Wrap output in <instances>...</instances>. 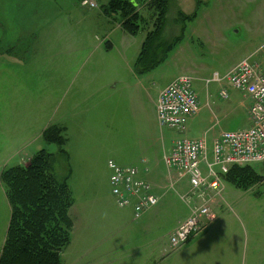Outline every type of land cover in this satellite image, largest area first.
Returning <instances> with one entry per match:
<instances>
[{
  "label": "rangeland",
  "instance_id": "rangeland-1",
  "mask_svg": "<svg viewBox=\"0 0 264 264\" xmlns=\"http://www.w3.org/2000/svg\"><path fill=\"white\" fill-rule=\"evenodd\" d=\"M84 1L89 4L83 5ZM72 2L76 4L75 9H67V4ZM107 3L108 0H0V47L15 41L17 48L28 45L33 51L28 57V65L15 69L19 80L13 85L8 81L9 66L0 65V174L4 169L22 165L21 160L31 157L41 149L53 154L52 173L57 178L62 179L70 167L72 175L69 186L74 206L69 215L74 223V231L64 264L80 255L79 251L86 253L83 258L86 263L81 264H89L93 260L103 264H152L154 261L149 252L156 249V246L153 248L151 245L150 249L147 244L153 243L161 251H166L165 254L169 257L165 264H168L172 256V252H167L171 249L169 236L175 230L176 224L189 214L187 203L191 199L183 195L185 191H181L178 186L174 189L168 187L155 207L146 211L139 219H134L132 208H119L111 194L110 170L106 166L109 156L104 150L106 147L103 127L91 129L88 144H81L77 134L70 138V148H87V152L82 154L71 153L70 164L58 153L59 146L47 144L41 137H37V127L47 123L49 117L55 118L59 94L57 80L52 78L57 73L58 62L67 60L70 50L81 52L80 55L83 56L85 52L98 46L103 50L105 42L108 41L99 19V10ZM176 11V4L170 3L162 35L164 42L179 35V27L174 21ZM199 12V19L194 25L187 27L179 44L168 52L166 59L154 70L152 76L161 84L177 75L190 76L199 105L206 103L207 94L211 96L208 102L216 117L212 119L215 131L245 129L249 125L245 110L249 99L244 98L240 91L226 82L221 85L210 82L206 89L205 81L210 80L214 74L219 78L223 77L240 60L259 48L264 40V0H208ZM141 14L145 21L134 37H127L125 43L121 42L117 34L109 38L115 48L128 51V59L137 57L141 43L151 27L150 22H153L149 17L151 12L147 9L142 10ZM214 32L220 37L216 35V43L212 44L210 40L214 38ZM29 35H36L35 39L27 40ZM78 36L80 39L76 40ZM69 38H74L75 41H67ZM70 44L74 48H69ZM37 60L43 61L42 67L37 68ZM45 77L49 90L48 107L41 111L36 103L47 100L41 96L45 91V88H41V81L44 85ZM23 79L27 90L18 87ZM222 89L228 93L225 101L218 97ZM31 96L34 97L33 105L9 104L10 97L15 100L21 98L27 102ZM215 108H224L227 116H218ZM36 118L37 121L34 120ZM210 119L211 115L204 109L191 134L209 127L207 125ZM26 125H29L27 135L31 136L32 142L27 148H19L23 150L16 152L17 142L20 141V134ZM163 129L168 145L185 137L178 130L165 127ZM186 137L191 138L188 135ZM129 149L132 151L131 157L140 150ZM135 160L133 157L118 165L134 166L140 170V164ZM208 161L211 162L210 156ZM255 166L262 180L244 191L235 189L223 179L220 180V187H223L221 197L224 201H220L219 206L212 207L213 220H204L206 225L219 223L212 231L218 240L220 231L223 230L224 234L233 235V240L240 244L239 259L234 257L235 264H264V162ZM201 168L205 171L204 165ZM214 170L219 172L218 167ZM155 171L154 176L158 179L168 174L162 163ZM1 186L0 184V250L9 219V207ZM216 198L219 199L218 196ZM140 246L143 247L141 250Z\"/></svg>",
  "mask_w": 264,
  "mask_h": 264
},
{
  "label": "crops",
  "instance_id": "crops-1",
  "mask_svg": "<svg viewBox=\"0 0 264 264\" xmlns=\"http://www.w3.org/2000/svg\"><path fill=\"white\" fill-rule=\"evenodd\" d=\"M207 2L208 0H173V3L176 4L177 8L176 13L180 11L185 15L195 14V17L193 19L185 23L184 33L186 32L188 26L194 25L193 23H195V21L199 19V11H201L202 7L205 6ZM67 6V9H75L76 4L72 2L67 4ZM98 9L100 8L98 7ZM145 9L147 8H141L140 12ZM99 11L101 15V18H99L100 26L104 27L105 38H107L108 41L105 42L103 50H101L100 46H98L91 51L85 52L83 56L80 55L81 52L70 50L68 51L69 54L67 55L68 59L58 62L57 73L55 77L52 78L53 80H57V89L59 94L56 103L57 110L54 115L55 118L49 117L47 123H44V125H40L39 127H37V137L42 138L43 131L50 125L55 124L63 127L64 136L66 138L65 145L67 146V148H64L66 152V160L70 164L72 160L71 153L78 152L82 154L87 152V148H70V138L77 134L80 137L81 144H88L91 129H95L98 126H101V128L103 127L105 130L103 132V136L106 147L104 148V150L105 153H107L109 156L107 162L109 160H113L116 163L119 162L117 164H121V161H128L129 159H133L134 157L136 158L135 162H138L140 164V177L150 183L152 192L156 196H158L159 201L164 197V191H166L168 187L174 189L176 186L182 189L181 191H185V194H183L185 197L187 196L189 200L191 199V202L187 201V204L189 205V214L176 224V226L174 227L175 229L180 223H182L186 218L189 217L193 207L206 203L212 211V207L214 205L219 206L221 204L220 201H224V199L221 197L223 187H220V193H216L215 191L209 189L201 195V193L198 191L193 192L187 177H179L177 173L173 171H167L168 174L166 177L158 179L154 176V173L156 172L155 170L158 168V165L160 163L164 164V157L169 154L173 144L179 139H203L206 143L207 148V160L209 156L212 159L213 143L215 139L225 131H215V126L212 119H215L216 117L208 102L211 96L210 94H207L206 103H202V105H200L198 113L187 120L183 129H174L178 130L180 134L185 135V137H181L168 145L167 138L163 134L164 129L159 125L157 120L155 105L161 90L165 88L169 83H171L175 78L185 74L177 75L164 84H161L152 76L154 70L157 67L147 74H136L134 71V62L137 57L128 59V51L124 48H115V45L109 40V38H111L114 34H117L121 42L125 43L127 42V37H134L135 35H130L122 29L121 20L118 16L106 15L102 9H100ZM149 17L153 20V12H151V15ZM150 24L151 27L148 31L151 30L153 22L151 21ZM175 25L179 27L180 31V26L176 22ZM215 32L214 38L210 40L212 44L216 43V35L220 37V35ZM29 36L30 38H28L27 40H33L35 39L34 37L36 35ZM77 39L79 40L80 37L78 36L76 40ZM67 41L75 40L74 38H69ZM263 43L264 40L261 45ZM178 44L179 43H177L176 45ZM261 45L259 46V48L261 47ZM69 48L74 47H71L70 44ZM259 48L246 58H251V61L259 64L261 62V55L257 53ZM32 53L33 51L29 48L28 45L25 48H17L15 41H12L5 47H0V65L2 64L4 65V67L9 66L8 81L11 85L15 84L19 80L18 76L15 74V69L25 68V66H27L29 63L28 57H30ZM65 62L67 64H65ZM32 63L33 62L31 61V65ZM35 64L37 68L42 67L43 61L37 60ZM227 73L221 78H225ZM41 79L42 78H40V80ZM223 82H226L230 85V83L226 79H222L220 82L216 83L221 85ZM205 83V88L207 89V85L210 82L207 83V81H205ZM18 87H23L27 90L25 86V79H23V81L18 84ZM41 88H45V91L41 93V96L42 98H47V100H41L40 103L37 102L36 106H40L41 111H43L44 108L47 109L48 107L49 97L46 77L44 85H42L41 81ZM220 92L218 97L221 100H227L228 93L226 98H221ZM240 93L244 96V98L249 99V102L245 107L248 116V107L252 103V98L248 94L242 92ZM33 102L34 97L32 96L27 102H24L21 98H17L15 100L13 97H10L9 99L10 105L19 103L21 106H29L33 105ZM204 109H206L211 115V119L209 120L207 125L209 127L204 129L203 131H201L200 129L197 133L192 135L191 131ZM221 110H223L224 112H221ZM215 112L218 116H227V110H225L224 108H215ZM30 119L33 120V118L31 117ZM34 120L37 121V118ZM29 125H26L22 133L20 134V141L17 142L18 145L15 148L16 152H20L21 150H23L19 148H27L32 142L31 136L27 135ZM250 126L251 121L249 120V125L247 128H249ZM186 135L191 138H187ZM129 148H140V150L136 155L131 157L130 154L132 151ZM89 152L90 150L88 151V153ZM29 159L30 157H26L25 160H21V164L27 165ZM71 175L72 172L69 167L68 173L64 176L67 180L68 185ZM222 179L224 180L223 176ZM234 188L237 189L236 187ZM216 196H218L219 199H217ZM4 197L7 201L5 194ZM73 206L74 203L72 207ZM218 225L219 223L208 224L198 235L189 239L181 247L175 250L168 249L167 252H172V256L169 259L168 264H235L234 257H237L239 259L240 244L236 243L237 241L233 240V235L224 234V232H222L223 230L220 231L218 240L215 234L212 233V231L215 230ZM73 231L74 223L72 233ZM147 245L150 249H152L151 245H153V248L156 246V249H153L149 252L150 258H152L154 261L152 264H165L169 257L168 254H165L166 251H161L156 243ZM69 246L62 253V264H64V257ZM141 248L143 247L140 246V250ZM78 253H80V255L74 256V258L67 261L66 264H81L82 262L86 263L83 260L86 253H81V251H79ZM89 264H103V262L99 263L93 260V262L91 261V263Z\"/></svg>",
  "mask_w": 264,
  "mask_h": 264
},
{
  "label": "trees",
  "instance_id": "trees-1",
  "mask_svg": "<svg viewBox=\"0 0 264 264\" xmlns=\"http://www.w3.org/2000/svg\"><path fill=\"white\" fill-rule=\"evenodd\" d=\"M170 3L173 0H108L101 8L106 15L118 16L122 29L130 35H136L145 21L141 8L153 12L152 28L146 33L134 62L138 75L147 74L164 62L182 38L185 23L195 17L178 11L174 21L180 26L179 35L164 42L162 35ZM42 139L59 146V154L66 158L63 127L48 126ZM53 157L41 149L30 157L27 165H16L0 174L10 209L0 264H62V253L71 242L73 222L69 211L74 198L66 178L59 179L52 173ZM256 168L234 166L223 178L244 191L261 182Z\"/></svg>",
  "mask_w": 264,
  "mask_h": 264
},
{
  "label": "built area",
  "instance_id": "built-area-1",
  "mask_svg": "<svg viewBox=\"0 0 264 264\" xmlns=\"http://www.w3.org/2000/svg\"><path fill=\"white\" fill-rule=\"evenodd\" d=\"M82 4L89 3L84 1ZM257 53L261 55L259 64L246 58L237 63L225 78L214 74L207 80L208 83L226 79L234 89L251 96L252 103L248 107L251 126L221 133L213 143L211 162L207 160L203 139H179L164 157L167 170L177 173L179 177H187L193 192L198 191L202 195L210 189L220 193V180L230 168L264 162V43ZM220 97L226 98L227 92L221 90ZM155 108L161 127L183 129L187 120L200 109L192 79L186 75L175 78L161 90ZM201 165L205 166V172ZM107 167L115 203L119 208L131 207L134 219H139L158 204V197L151 192V185L140 177L137 167L119 166L113 160L107 162ZM215 167L219 172L214 170ZM205 219H214L210 207L204 203L193 207L189 217L170 234V248L175 250L197 235L205 228Z\"/></svg>",
  "mask_w": 264,
  "mask_h": 264
}]
</instances>
